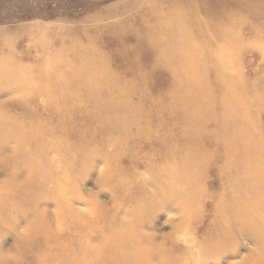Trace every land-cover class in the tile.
Returning <instances> with one entry per match:
<instances>
[{
    "label": "rangeland",
    "instance_id": "374dc122",
    "mask_svg": "<svg viewBox=\"0 0 264 264\" xmlns=\"http://www.w3.org/2000/svg\"><path fill=\"white\" fill-rule=\"evenodd\" d=\"M74 255L264 264V0H0V264Z\"/></svg>",
    "mask_w": 264,
    "mask_h": 264
},
{
    "label": "bare ground",
    "instance_id": "6f19581e",
    "mask_svg": "<svg viewBox=\"0 0 264 264\" xmlns=\"http://www.w3.org/2000/svg\"><path fill=\"white\" fill-rule=\"evenodd\" d=\"M181 19H182V18H180V21L183 20V19H182V20H181ZM166 20H169V22L172 24L171 21L173 20V18H172V17H169V18H167ZM166 20H165L164 23H165V24H168V21H166ZM81 118H82V116H81ZM78 120H79V118H78ZM124 131H125V130H124ZM80 218H81V217H80ZM78 219H79V218H78ZM81 219H82V218H81ZM81 219H80V221H81ZM85 220H86V219H85ZM81 222H82V221H81ZM44 230H45V229H44ZM46 230H47V229H46ZM46 230H45V231H46ZM49 230H51V231L53 232V229L50 228ZM51 231H49L48 234H49V236H50L51 238H53L55 235H54V233H52ZM56 234H57V233H56ZM57 235H58V234H57ZM57 238H58V239H57ZM55 239H57L60 243L63 242V240H61V239L59 240V236L56 237ZM63 243H64V242H63ZM100 243H102V242L100 241ZM72 259H74V260L77 261V263H75V264H82V263L85 264V262H86L85 260H77V255H76V256L74 255V256L72 257ZM68 264H70V263H68Z\"/></svg>",
    "mask_w": 264,
    "mask_h": 264
},
{
    "label": "clouds",
    "instance_id": "9594fccd",
    "mask_svg": "<svg viewBox=\"0 0 264 264\" xmlns=\"http://www.w3.org/2000/svg\"><path fill=\"white\" fill-rule=\"evenodd\" d=\"M26 231H27V230H25V232H26ZM6 255H7L8 258H11L13 254H12L11 252H9V253H7Z\"/></svg>",
    "mask_w": 264,
    "mask_h": 264
}]
</instances>
